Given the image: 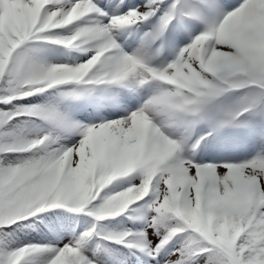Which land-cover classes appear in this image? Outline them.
Instances as JSON below:
<instances>
[{
	"label": "snow or ice",
	"instance_id": "1",
	"mask_svg": "<svg viewBox=\"0 0 264 264\" xmlns=\"http://www.w3.org/2000/svg\"><path fill=\"white\" fill-rule=\"evenodd\" d=\"M0 264H264V0H0Z\"/></svg>",
	"mask_w": 264,
	"mask_h": 264
},
{
	"label": "rangeland",
	"instance_id": "2",
	"mask_svg": "<svg viewBox=\"0 0 264 264\" xmlns=\"http://www.w3.org/2000/svg\"><path fill=\"white\" fill-rule=\"evenodd\" d=\"M239 157H241V156H239Z\"/></svg>",
	"mask_w": 264,
	"mask_h": 264
}]
</instances>
